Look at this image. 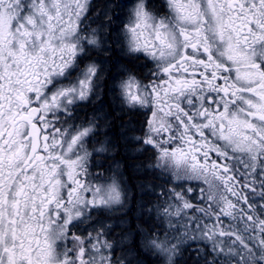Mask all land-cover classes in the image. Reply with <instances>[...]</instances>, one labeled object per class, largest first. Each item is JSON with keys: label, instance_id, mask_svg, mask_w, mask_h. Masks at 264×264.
I'll use <instances>...</instances> for the list:
<instances>
[{"label": "snow or ice", "instance_id": "1", "mask_svg": "<svg viewBox=\"0 0 264 264\" xmlns=\"http://www.w3.org/2000/svg\"><path fill=\"white\" fill-rule=\"evenodd\" d=\"M121 146L160 264H264V0H0V264H132Z\"/></svg>", "mask_w": 264, "mask_h": 264}, {"label": "rangeland", "instance_id": "2", "mask_svg": "<svg viewBox=\"0 0 264 264\" xmlns=\"http://www.w3.org/2000/svg\"><path fill=\"white\" fill-rule=\"evenodd\" d=\"M121 2H122V0H121ZM129 155L131 157V167H125V171L126 172H123V173H124L125 177L127 175L129 176L130 183H128V185L131 187L132 192H133L134 195H133V199H132V201L130 203L131 208L130 207L128 208L127 216L126 217H121V219H127L130 222V226L126 227L124 229H121V228L118 227V228H116L115 231H116L117 234H119L120 232L122 233V232H129V231L132 232V233H135V235H133L130 238V242L126 244V246H127L126 250L123 249L124 252H129V249L132 250L130 256L128 257L129 259L132 260V264H137V261L142 262V264H149V263H151V264H160V261L155 258V254L152 253L151 250L146 247L147 246L146 245L147 237L142 235V234H140L136 230V225L139 223L145 229H147L149 232H151L150 222H149L147 216H139L140 215V209L138 207L137 200H139L141 197H140V195L138 193V189L136 187L137 182L152 183L154 185L155 183H159L160 181H158L156 179L153 181L154 176L149 174V173H145L144 175H140V176L137 175L135 169L132 166L133 165H137L138 163H137V161H135V156H132L131 154H129ZM97 156H99V155H97ZM96 159H99V160H101L103 162V160H102L103 158L102 157H99V158H96ZM144 161H145L146 164L151 162L150 160L146 161L145 159H144ZM103 165H104V163H103ZM103 168H105V167L103 166L102 168H95V172L103 171L105 173V176L111 175V173L107 169H103ZM131 178H133V181L131 180ZM143 199L146 202H148V201L154 200L155 197L152 196L151 194H146V195L143 196ZM130 209H132V210H130ZM117 238H119V237H117ZM184 254H185L184 255V258H185L186 252ZM184 258H183V261H181L182 264L183 263L185 264V259Z\"/></svg>", "mask_w": 264, "mask_h": 264}, {"label": "flooded vegetation", "instance_id": "3", "mask_svg": "<svg viewBox=\"0 0 264 264\" xmlns=\"http://www.w3.org/2000/svg\"><path fill=\"white\" fill-rule=\"evenodd\" d=\"M117 2H121L120 0H117ZM109 3H116V0H93V5H94V11H96V12H98V13H100L101 14V18H102V16H103V11L105 10V7L109 4ZM121 13V9H119V8H116V10H115V12L113 13V15H114V17L116 16V15H123L122 13ZM118 24H119V21L117 22ZM95 24V23H94ZM92 25L93 27H96L97 26V24H95V25ZM113 36L115 35V32L113 31ZM115 59H120V57H119V53L118 52H115L114 51V53H113V60H115ZM122 62L123 63H127V61L126 60H122ZM139 63H143V60H141ZM112 71L113 72H115V68L113 67L112 68ZM111 78H109V80H108V83L110 84L111 82ZM113 96L115 95V93H113L112 94ZM105 102H106V108H107V110L113 115V116H115L116 115V112H114L113 111V105H112V101L109 99V97L108 96H106L105 97ZM116 103L118 104L119 103V101H116ZM91 111H92V109H91V107L90 106H85V108H84V110H82L81 112H80V116L81 117H85L86 118V115L87 114H91ZM116 111H119V109H116ZM129 117H127V116H125V117H123V120H127ZM134 118L135 119H143V117H138V115H136V116H134ZM133 118V119H134ZM122 122V120H116L115 122H114V124H113V132H115V133H118L119 132V124ZM137 134H139V133H137ZM109 135H112V133H109ZM99 139V140H98ZM103 139H104V136L103 135H100V136H97L96 137V139H95V146L96 147H99L100 146V142H101V140L103 141ZM97 140V141H96ZM92 149V142H90V144H89V150H91ZM103 155V156H102ZM102 155H99V156H97V155H95V159L96 158H99V157H102L103 159V163H104V167L105 168H103V169H109V166L112 164V158L111 157H109L107 154H102ZM144 155H146L147 156V159L146 160H150V157H149V155L148 154H144ZM144 155H136L135 156V160H138V159H142L143 160V157H144ZM108 158V159H107ZM120 158H122V159H124V161H122V159H120ZM115 159L116 160H119V161H121L123 164H124V168H123V172H126L125 171V167H127V161H130V163H131V157H130V155L129 154H126L125 152H124V150H123V146H121L120 147V150H119V152L116 154V156H115ZM107 167V168H106ZM92 171H94L95 172V168H93L92 169ZM135 178V177H134ZM126 179H127V183H130V180H129V176H126ZM153 179H155V178H153ZM131 180L133 181V178H131ZM81 227H85V226H81ZM77 234H82L81 232H77ZM126 248H127V246L125 245V247L123 248V249H125L126 250ZM119 254H120V252H119ZM118 254V255H119ZM187 257V258H186ZM186 258V259H185ZM185 264H193V262H192V259H191V256H190V254H189V252H186V256H185ZM189 258V259H188Z\"/></svg>", "mask_w": 264, "mask_h": 264}, {"label": "trees", "instance_id": "4", "mask_svg": "<svg viewBox=\"0 0 264 264\" xmlns=\"http://www.w3.org/2000/svg\"><path fill=\"white\" fill-rule=\"evenodd\" d=\"M107 7V6H106ZM106 7H105V9H106ZM120 159H122V158H120ZM144 159L146 160L147 159V156H145L144 155V157H143V160L142 159H138V160H135V161H137V163L138 164H140V165H145L146 163H145V161H144ZM122 161H124V159H122ZM147 161V160H146ZM127 167H131V163H130V161H127ZM181 261H183V260H181ZM180 261V264H182V262ZM149 264H151V263H149ZM184 264V263H183Z\"/></svg>", "mask_w": 264, "mask_h": 264}, {"label": "bare ground", "instance_id": "5", "mask_svg": "<svg viewBox=\"0 0 264 264\" xmlns=\"http://www.w3.org/2000/svg\"><path fill=\"white\" fill-rule=\"evenodd\" d=\"M103 1V0H102ZM121 1V0H120ZM117 2V1H116ZM120 9V8H119ZM121 14V13H120ZM118 22V21H117ZM95 25V24H94ZM111 82V81H110ZM139 117V116H138ZM134 118V117H133ZM135 119V118H134ZM141 119V118H140ZM99 140V139H98ZM97 141V140H96ZM102 141V140H101ZM96 144V143H95ZM105 155V154H104ZM103 156V155H102ZM146 156V155H145ZM108 159V158H107ZM140 165V164H139ZM133 167V166H132ZM134 170V169H133ZM137 174V173H136ZM128 176V175H127ZM140 176V175H139ZM153 177V176H152ZM155 179H153V181H154ZM137 200V199H136ZM138 201V200H137ZM134 204V203H133ZM130 208H131V206H130ZM134 209V208H133ZM130 210H132V209H130ZM138 211V210H137ZM132 212V211H131ZM136 214V213H135ZM139 215V214H138ZM140 216V215H139ZM142 219V218H141ZM146 219V218H145ZM147 220V219H146ZM143 222V221H142ZM118 228V227H117ZM121 233V232H120ZM147 247V246H146ZM125 250V249H124ZM117 254H119V252L117 253ZM120 255V254H119ZM185 255V254H184ZM187 258V257H186ZM185 258V259H186ZM189 259V258H188Z\"/></svg>", "mask_w": 264, "mask_h": 264}]
</instances>
